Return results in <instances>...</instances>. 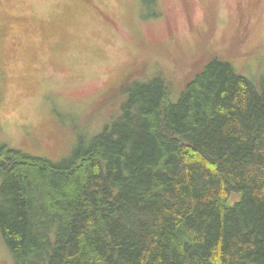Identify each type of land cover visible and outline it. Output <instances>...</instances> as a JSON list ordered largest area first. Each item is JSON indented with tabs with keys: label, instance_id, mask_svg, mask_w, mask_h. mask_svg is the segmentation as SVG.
<instances>
[{
	"label": "trees",
	"instance_id": "16d2710c",
	"mask_svg": "<svg viewBox=\"0 0 264 264\" xmlns=\"http://www.w3.org/2000/svg\"><path fill=\"white\" fill-rule=\"evenodd\" d=\"M127 87L68 158L0 142L15 264H264V78L214 56L176 100L161 75Z\"/></svg>",
	"mask_w": 264,
	"mask_h": 264
},
{
	"label": "rangeland",
	"instance_id": "374dc122",
	"mask_svg": "<svg viewBox=\"0 0 264 264\" xmlns=\"http://www.w3.org/2000/svg\"><path fill=\"white\" fill-rule=\"evenodd\" d=\"M0 0V142L60 161L161 75L176 100L209 59L264 78V0ZM125 92V93H124ZM0 264H15L0 234Z\"/></svg>",
	"mask_w": 264,
	"mask_h": 264
}]
</instances>
